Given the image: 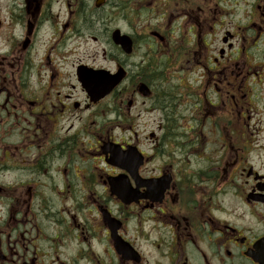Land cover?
<instances>
[{
  "label": "flooded vegetation",
  "instance_id": "flooded-vegetation-1",
  "mask_svg": "<svg viewBox=\"0 0 264 264\" xmlns=\"http://www.w3.org/2000/svg\"><path fill=\"white\" fill-rule=\"evenodd\" d=\"M0 35V264H264V0H0Z\"/></svg>",
  "mask_w": 264,
  "mask_h": 264
},
{
  "label": "rangeland",
  "instance_id": "rangeland-1",
  "mask_svg": "<svg viewBox=\"0 0 264 264\" xmlns=\"http://www.w3.org/2000/svg\"><path fill=\"white\" fill-rule=\"evenodd\" d=\"M86 40L79 41L80 49L78 50L77 54L72 57L68 58L66 62L63 64L66 68V70H70V65L73 63L74 59L82 58L86 60H97L98 63H102L101 58V46L96 43L95 41H92L90 37H86ZM3 40V36L0 35V43ZM126 99L125 101H127ZM125 107V106H124ZM132 113V125L134 126V129L138 133L139 139H144V136L147 134L148 130L151 128H154V121L158 120L159 116L157 113H149V111H146L144 104L140 103V100H136L135 103L132 106L131 109ZM112 136L115 139H121L125 136L123 129L114 130L112 133Z\"/></svg>",
  "mask_w": 264,
  "mask_h": 264
},
{
  "label": "water",
  "instance_id": "water-1",
  "mask_svg": "<svg viewBox=\"0 0 264 264\" xmlns=\"http://www.w3.org/2000/svg\"><path fill=\"white\" fill-rule=\"evenodd\" d=\"M114 41L121 45L122 49L126 52L131 50V42L127 36H120L118 33L113 35ZM87 72H80L82 86L86 89L93 100H98L108 94L121 80L123 79L125 73L123 69H118L115 73H110L106 70L94 71L91 76L87 78ZM145 86L141 85L140 89L144 90ZM123 152V151H122ZM119 153H116L115 162H119ZM139 153L134 147H132V164L135 168L138 165ZM134 168V169H135Z\"/></svg>",
  "mask_w": 264,
  "mask_h": 264
},
{
  "label": "trees",
  "instance_id": "trees-1",
  "mask_svg": "<svg viewBox=\"0 0 264 264\" xmlns=\"http://www.w3.org/2000/svg\"><path fill=\"white\" fill-rule=\"evenodd\" d=\"M163 66H164L165 68H167V66H168V63H167V61H166V60H164V61H163Z\"/></svg>",
  "mask_w": 264,
  "mask_h": 264
}]
</instances>
